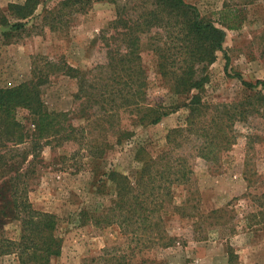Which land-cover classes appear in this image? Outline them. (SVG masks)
<instances>
[{"label":"rangeland","instance_id":"1","mask_svg":"<svg viewBox=\"0 0 264 264\" xmlns=\"http://www.w3.org/2000/svg\"><path fill=\"white\" fill-rule=\"evenodd\" d=\"M24 1L0 0V87L43 75L44 107L67 114L57 129L60 123L86 129L80 142L56 138L44 145L45 135L36 133L28 111L19 108L16 118L23 124V136L0 147V200L10 198L13 187L20 207L29 203L56 218L61 247L49 264H96L107 251L121 253L130 264H139L141 256L147 259L144 264H264V88L248 89L235 77L239 73L250 82L264 81V0H185L225 30L223 48L208 69L203 99L216 114L219 130L232 136L214 164L198 157L194 147L184 148L191 154L190 181L174 187L161 211L174 243L141 250L116 224L97 221L116 198L114 185L102 172L110 167L132 175L137 146L147 144L154 154L164 149L168 130L181 123L187 111L181 107L154 125L131 126L135 135L128 143L106 147L103 158L97 159L89 152L88 140L99 143L115 137L100 129L89 133L92 126L79 112L76 94L81 76L95 87L104 77L107 50L120 43L122 24L114 23L119 12L122 19L135 17L149 0H89L79 11H74L76 5L62 7L63 0H40L33 14L21 20L22 30L4 37L9 27L1 23L2 16L15 21L8 4ZM124 5L125 13L119 10ZM149 35L140 34L139 49L145 101L178 103L180 98L157 74ZM69 66L78 72L68 71ZM226 115L233 118L226 120ZM21 219L0 220V237L19 240ZM0 264L23 263L12 252L0 255Z\"/></svg>","mask_w":264,"mask_h":264},{"label":"trees","instance_id":"2","mask_svg":"<svg viewBox=\"0 0 264 264\" xmlns=\"http://www.w3.org/2000/svg\"><path fill=\"white\" fill-rule=\"evenodd\" d=\"M88 1L63 0L60 5L69 8L76 5L74 11H79ZM148 2L135 17L129 15L122 19L119 12L114 23L122 24L120 43L118 48L107 50L104 77L95 87L81 76L76 94L81 103L79 112L92 126L89 133L100 129L115 137H104L99 143L88 140L89 152L97 159L103 158L106 147L128 143L135 135L131 126L154 125L181 107L187 111L183 121L168 130L164 149L154 154L147 144L137 146L134 154L137 165L132 175L110 167L102 172L105 180L114 185L116 198L97 221L116 224L122 233L131 236L139 250L154 245L168 247L174 243L175 238L165 230L161 211L165 202L172 199L174 187L190 181L193 172L189 162L191 154L184 152V148L194 147L198 157L214 164L219 150L229 146L232 136L226 130H219L215 124L216 114L208 109L209 104L203 99L208 69L216 59V52L223 48L225 30L185 0ZM39 3L40 0L9 3L7 8L15 21L10 23L2 16L1 23L9 27L3 36H8L11 30H22L24 23L21 20L31 16ZM125 7L121 6L119 10L124 11ZM142 33H150L149 46L156 56L157 74L167 81L180 102L163 105L145 101L146 78L139 54ZM73 70L78 72L68 67V71ZM235 77L248 89L264 88L262 80L250 82L239 73ZM46 81L47 77L36 75L14 86L0 87V147L23 136V124L16 118L19 108L28 111L36 133L45 135L44 145L56 138L62 143L81 141L85 127L60 123L57 129L59 120L66 121L67 114L49 112L44 107L42 86ZM226 116V120L233 118V115ZM128 119L130 123L126 122ZM10 189V198L1 197L0 200V220L22 218V234L19 240L0 237V255L14 252L23 264H33L32 261L49 264L50 257L58 255L61 247V239L55 235V216L36 210L29 203L20 207L15 200V188ZM0 195L4 194L0 192ZM24 210L27 214L22 217L20 212ZM94 261L96 264H130L121 253L109 255L108 251ZM146 262L147 259L141 256L138 263Z\"/></svg>","mask_w":264,"mask_h":264}]
</instances>
